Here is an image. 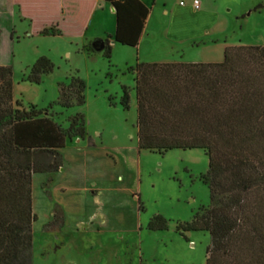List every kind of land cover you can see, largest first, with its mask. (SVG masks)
<instances>
[{"label":"rangeland","instance_id":"374dc122","mask_svg":"<svg viewBox=\"0 0 264 264\" xmlns=\"http://www.w3.org/2000/svg\"><path fill=\"white\" fill-rule=\"evenodd\" d=\"M168 1L166 10L171 11L185 0ZM199 1L201 8L214 13L213 25L200 37L168 40L164 30L170 12L165 16L157 0L140 49L109 40V58L101 43L115 28L107 3L97 7L84 37L71 30L65 35L35 34L47 16L34 17L31 23L16 14L4 25L8 34L13 32L8 64L13 103L41 109L64 129L68 116L80 112L86 134L60 150L58 172L32 177L36 221L31 229V264H206L209 234L182 226L209 207L203 184L207 157L201 149L162 153L137 149L130 70L136 61L221 62L222 46H264V9L253 10L257 4L264 6V0ZM8 34H2L4 43ZM39 57L50 60L52 72L39 84L24 81ZM76 77L84 84V103L65 110L57 101L59 87ZM123 88L126 109L121 105ZM154 216L165 221L164 230L147 229Z\"/></svg>","mask_w":264,"mask_h":264},{"label":"trees","instance_id":"16d2710c","mask_svg":"<svg viewBox=\"0 0 264 264\" xmlns=\"http://www.w3.org/2000/svg\"><path fill=\"white\" fill-rule=\"evenodd\" d=\"M104 1L114 8V33L101 41L109 58L110 39L138 45L148 9L140 0ZM12 3L31 23L34 17L49 18L33 31L39 35L71 30L80 36L94 7V0ZM261 9L262 4L253 8ZM52 69L49 59L39 57L23 80L39 84ZM130 70L137 149H201L207 157L203 184L209 207L182 226L209 234L206 264H264V46L226 47L217 63L136 61ZM83 92V82L71 78L59 87L57 101L65 110L81 106ZM12 94L11 66L0 65V264H31L32 177L58 172L60 150L86 134L80 112L68 116L64 129L41 109L13 103ZM127 103L123 88L124 109ZM147 229L164 230L165 221L154 216Z\"/></svg>","mask_w":264,"mask_h":264},{"label":"crops","instance_id":"0c3cea01","mask_svg":"<svg viewBox=\"0 0 264 264\" xmlns=\"http://www.w3.org/2000/svg\"><path fill=\"white\" fill-rule=\"evenodd\" d=\"M142 4L148 9V16L146 18L144 28L142 30V34L138 41V45L135 48L140 49L142 41L148 35L149 24L152 19V6H154L157 0H140ZM152 4L150 5V3ZM168 0H161L163 14L166 16L169 13L168 20L166 21V29L164 30L165 36L168 40L171 41H181L183 38L195 39L200 37V34L210 28L213 25L214 13L208 11L204 7L201 8L200 1L199 7L195 9L192 5L193 0H185L179 1L178 4H174L171 11L166 10V6L168 5ZM101 3H107L104 0H94L93 10L88 18L86 29L81 34V37H84L86 34L90 22L95 17L97 12V7L101 6ZM110 5V4H109ZM259 5V4H257ZM255 5V6H257ZM149 6H151L149 8ZM102 7V6H101ZM111 10L112 6L110 5ZM113 12V11H112ZM114 13V12H113ZM18 14V10L15 5H13L12 0H0V65H8L10 63V50L12 48V33L8 28H4V25H9L11 20H13ZM249 14V13H248ZM19 15V14H18ZM114 16V14H113ZM115 29V28H114ZM8 34V40L4 43L1 40L2 34ZM114 33V31H113ZM112 34V33H110ZM113 41V39H110ZM114 42V41H113ZM115 43V42H114ZM117 44V43H116ZM198 45L195 43L194 46ZM224 51V46L221 47ZM223 59V58H222ZM164 62H187V63H199L197 59H174L170 61H160V63ZM201 62V61H200ZM205 62H220L217 59L208 60ZM63 150V149H62Z\"/></svg>","mask_w":264,"mask_h":264},{"label":"built area","instance_id":"2783aa9c","mask_svg":"<svg viewBox=\"0 0 264 264\" xmlns=\"http://www.w3.org/2000/svg\"><path fill=\"white\" fill-rule=\"evenodd\" d=\"M192 5L195 9L199 7V0H193Z\"/></svg>","mask_w":264,"mask_h":264},{"label":"water","instance_id":"95a60500","mask_svg":"<svg viewBox=\"0 0 264 264\" xmlns=\"http://www.w3.org/2000/svg\"><path fill=\"white\" fill-rule=\"evenodd\" d=\"M112 11L114 12V8L112 7Z\"/></svg>","mask_w":264,"mask_h":264}]
</instances>
